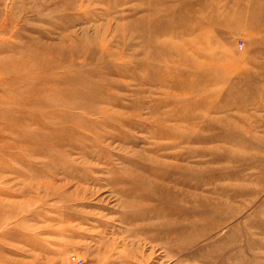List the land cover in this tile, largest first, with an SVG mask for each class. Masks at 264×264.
<instances>
[{"label":"rangeland","instance_id":"1","mask_svg":"<svg viewBox=\"0 0 264 264\" xmlns=\"http://www.w3.org/2000/svg\"><path fill=\"white\" fill-rule=\"evenodd\" d=\"M72 256L264 264V0H0V264Z\"/></svg>","mask_w":264,"mask_h":264},{"label":"built area","instance_id":"2","mask_svg":"<svg viewBox=\"0 0 264 264\" xmlns=\"http://www.w3.org/2000/svg\"><path fill=\"white\" fill-rule=\"evenodd\" d=\"M71 263L72 264H84V262L76 256L71 257Z\"/></svg>","mask_w":264,"mask_h":264},{"label":"bare ground","instance_id":"3","mask_svg":"<svg viewBox=\"0 0 264 264\" xmlns=\"http://www.w3.org/2000/svg\"><path fill=\"white\" fill-rule=\"evenodd\" d=\"M74 34V33H73ZM182 45V44H181ZM194 47H195V45H194ZM186 52V51H185ZM189 52V51H188ZM176 53V52H175ZM211 59V58H210ZM200 63V62H199ZM202 73V72H201ZM32 92V91H31Z\"/></svg>","mask_w":264,"mask_h":264}]
</instances>
